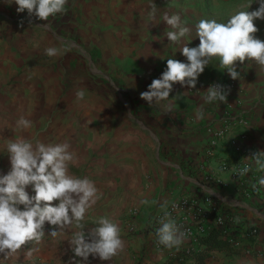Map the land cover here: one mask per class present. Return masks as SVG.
Listing matches in <instances>:
<instances>
[{
	"label": "crops",
	"instance_id": "0c3cea01",
	"mask_svg": "<svg viewBox=\"0 0 264 264\" xmlns=\"http://www.w3.org/2000/svg\"><path fill=\"white\" fill-rule=\"evenodd\" d=\"M8 3L9 0H0V82L7 83L14 73H21L24 88H47L46 76L50 84H58L57 74H64V64L69 61L55 64L50 58L73 59L70 65L74 71L86 75L76 77L70 85L88 94L83 101H61L62 112L55 115L54 122L51 114L46 116L48 123L42 114L33 115L40 131L30 130L33 142L69 143L79 158L77 164L69 166V172L88 177L102 193L86 215V226L93 227V221L105 214L119 222L126 242L124 252L111 262L90 256L89 264H170L172 255H184L186 240L178 249L155 247V233L160 226L156 216L163 212L160 205L164 201L168 205L182 194L211 195L260 229L257 241L245 242L242 246L246 248L241 247L238 254L215 252L202 264H242L246 260L264 264V186L249 198L243 197L239 188L231 184V172L220 168L225 161L248 163L259 178L264 177V171L245 159L264 151V72L252 61L237 62L240 79L233 80L229 75L223 78L234 81L227 103L205 104L202 100L212 84L211 75L225 72L218 69L217 60L198 77L195 89L173 85L169 99L174 111L169 114L140 98V93L147 91L152 80L166 69L167 59L187 62L179 49L181 45L170 43L163 35L170 30L163 22L164 12L180 15L192 29L185 42L188 47H196L199 38L195 36V25L201 19L226 23L246 4L154 0L158 12L153 26L148 21L149 0H69L67 13L50 17L45 30L38 26L45 21L33 17L29 25L27 11L17 13V5ZM254 24L259 29L256 37L264 40V20L256 19ZM62 42L70 44L71 51L58 57L45 55V48ZM81 59H86L87 64ZM23 66L26 69L19 71ZM100 74L107 75V82H98L91 76ZM106 85L107 101L105 93L99 98L96 92L106 89ZM120 87L130 92L128 98L120 94ZM202 104L205 118L197 120L195 112ZM228 108L232 109L230 117L226 115ZM220 129H227L226 135L210 156L208 143L213 131ZM209 176L221 178L224 183L209 184ZM26 191L34 195L31 186ZM145 199L149 201L147 205L141 203ZM135 208H140L142 214L137 221L138 231L132 234L126 217ZM50 230L46 222V234ZM45 238L33 257L25 259L33 244L23 249V264H66L72 257L66 238ZM248 249L253 250V256L246 252ZM185 257L188 264H201L195 256Z\"/></svg>",
	"mask_w": 264,
	"mask_h": 264
},
{
	"label": "clouds",
	"instance_id": "9594fccd",
	"mask_svg": "<svg viewBox=\"0 0 264 264\" xmlns=\"http://www.w3.org/2000/svg\"><path fill=\"white\" fill-rule=\"evenodd\" d=\"M69 0H9V5H17V13L28 14V23L32 18L45 21L38 25L48 30L50 17L67 13ZM253 2L258 8L248 11ZM232 15L226 23L215 19H201L195 25V33L199 38L196 47H188L186 38L192 29L186 26L179 14L164 12L162 19L170 30L164 36L170 43L179 47L187 62L167 59L166 69L159 78L153 79L147 91L140 93V98L150 106H161L165 114L174 111V103L170 100L173 85L179 83L182 87L195 89L198 77L213 60L218 61V69L226 71L233 79H240L237 62L245 60L254 62L261 72H264V40L256 37L259 29L254 24L256 19L264 20V0H253ZM148 21L155 26L157 20V5L149 0ZM23 26V20L20 22ZM148 24V25H149ZM45 55L58 57L71 51V45L62 42L60 46L45 48ZM202 97L205 104L227 103L229 89L218 83L211 84ZM86 93L77 90V101H83ZM197 120L204 119L203 104L196 109ZM33 122L20 116L15 122L16 131L31 128ZM6 152L10 161L7 174H0V264H23L21 252L29 244L34 247L27 250L25 259L39 252V245L46 235L45 224L51 226L47 232L53 240L66 238L69 249L73 253L66 264H89V257L111 262L114 257L124 252L126 242L122 239L119 222L105 214L97 217L93 227L85 224L86 215L102 193L88 177H77L69 172V166L78 163L77 154L71 150L67 142L44 143L40 140L19 137L8 139ZM249 159L264 171V151H256ZM251 171L249 164L239 169H233L239 176ZM264 186V177L258 180ZM31 186L34 195H29L26 189ZM252 187L255 189L256 184ZM54 201L58 203L53 204ZM147 205V199L141 201ZM23 206L21 210L20 206ZM163 215L159 218L156 230L157 242L169 250L179 248L187 237L183 226L177 224L167 210V201L160 205ZM70 234V235H69ZM242 264H255L254 261H242Z\"/></svg>",
	"mask_w": 264,
	"mask_h": 264
},
{
	"label": "built area",
	"instance_id": "2783aa9c",
	"mask_svg": "<svg viewBox=\"0 0 264 264\" xmlns=\"http://www.w3.org/2000/svg\"><path fill=\"white\" fill-rule=\"evenodd\" d=\"M226 86L227 89L234 85L233 81L214 82ZM213 84V83H212ZM232 109L226 110L227 117L231 116ZM227 129L213 131L212 138L208 143V155H214L221 139L226 135ZM248 163L235 162L229 164L223 162L221 171L231 172V184L243 197L249 198L252 194L260 191L261 187L258 183L260 179L258 175L251 171L244 176H239L233 169H239ZM209 184L222 185L224 182L221 178L209 176L206 178ZM256 184V188L252 187ZM167 210L170 212L177 224L183 226V230L187 232L186 241L188 246L184 248V254L191 255L205 248L202 241L206 239L213 231L219 232L232 248L242 249L245 242L254 243L260 235V229L257 226L249 223L242 214L231 211L216 201L211 195L197 196L191 194H182L173 198L167 205ZM142 214L140 208L131 209L127 213L128 230L130 233H137V221ZM163 212L156 216L159 219ZM156 249H163L162 245L156 242ZM242 247V248H241ZM253 250L248 249V253ZM258 252H262L261 250ZM175 255H172L173 257ZM170 264H187L186 257L179 256L178 258L170 259Z\"/></svg>",
	"mask_w": 264,
	"mask_h": 264
},
{
	"label": "rangeland",
	"instance_id": "374dc122",
	"mask_svg": "<svg viewBox=\"0 0 264 264\" xmlns=\"http://www.w3.org/2000/svg\"><path fill=\"white\" fill-rule=\"evenodd\" d=\"M210 2L216 1V2H222V1H234L239 2L241 4H248L250 2H253V0H209ZM253 2L248 11H253L258 8L259 5L254 6ZM240 10H247L242 8ZM228 11H231L230 9ZM53 59L57 63L59 62H67L69 63L64 64V74L58 75L60 76V81L58 84L52 85L49 83V76H46L44 79L47 81V88L43 89H31V88H24L23 86V77L21 76V73H14L12 76H10L7 79V83L0 82V174H7L10 170V161L9 157L6 152V144L8 139H15L19 137H24L27 139L32 138V132L36 131L37 133L40 131V125L38 121H35L33 115H39L42 114L45 118V122L48 123L46 116L51 114L52 121L54 122V117L56 114H60L62 112L60 110V107L63 105L61 104V101H77L75 96V93L77 90L71 85V82L74 80H77L76 77L86 76L84 74H78L74 71V68L71 67V64H74L75 60L73 59H58V58H50ZM45 59V60H50ZM44 63H47L45 62ZM83 63L87 64L86 59H81ZM46 65V64H44ZM29 68V67H28ZM26 69L25 66L19 68V71H22ZM101 71V70H100ZM51 74V73H50ZM220 75V77H219ZM219 75H211L213 78L210 80L211 83L214 82H221L226 81L225 77H227L228 73L222 72ZM51 76H54L51 74ZM62 76V77H61ZM93 76L98 82L103 81L107 82V79L104 74H100L98 77L97 75H91ZM223 79V80H221ZM234 82V81H233ZM93 92V91H92ZM97 96L99 98H102L103 93L106 94L104 99L107 101V85L106 89L96 91ZM120 94L128 98V95L130 94L129 91H126L123 87H120ZM88 96V94L86 93ZM24 116L25 118L31 120L33 122V126L27 130L23 131H16L15 129V122L20 117ZM30 116L31 118H28ZM53 124V123H52ZM33 131L31 132V130ZM27 132V133H26ZM37 138V137H36ZM47 236V234L45 235ZM46 238L44 237V240ZM48 239V238H47ZM184 253V252H182ZM251 256L254 254L250 253ZM187 254H184V257ZM194 256L193 254H191ZM242 255V254H241ZM180 256H183V254H180ZM257 257V255H255ZM178 258V256L170 257L169 259ZM186 260L188 262V258L186 257ZM170 263V260H169ZM188 264V263H187ZM191 264V263H189Z\"/></svg>",
	"mask_w": 264,
	"mask_h": 264
},
{
	"label": "trees",
	"instance_id": "16d2710c",
	"mask_svg": "<svg viewBox=\"0 0 264 264\" xmlns=\"http://www.w3.org/2000/svg\"><path fill=\"white\" fill-rule=\"evenodd\" d=\"M202 245H204L205 248L194 253L197 261L201 264L204 263L206 259L212 257L215 252H224L228 255H234L240 252V249L232 248L217 231H213L204 239Z\"/></svg>",
	"mask_w": 264,
	"mask_h": 264
}]
</instances>
